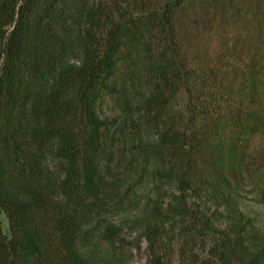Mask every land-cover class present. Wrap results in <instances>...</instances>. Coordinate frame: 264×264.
<instances>
[{
	"label": "trees",
	"instance_id": "1",
	"mask_svg": "<svg viewBox=\"0 0 264 264\" xmlns=\"http://www.w3.org/2000/svg\"><path fill=\"white\" fill-rule=\"evenodd\" d=\"M263 6L0 0V264H127L109 210L131 169L174 187L149 239L231 204L264 136Z\"/></svg>",
	"mask_w": 264,
	"mask_h": 264
},
{
	"label": "rangeland",
	"instance_id": "2",
	"mask_svg": "<svg viewBox=\"0 0 264 264\" xmlns=\"http://www.w3.org/2000/svg\"><path fill=\"white\" fill-rule=\"evenodd\" d=\"M196 31L191 42L204 51L207 37ZM104 110L109 116L115 113L113 107ZM251 152L246 172L231 187V204L196 199L208 226L201 220L197 226L184 221L160 225L162 233L155 240L149 239L147 228L157 222L142 209L154 200L167 203L174 187L149 173L141 176L143 169H131L121 180L118 204L109 210L110 219L125 229L127 264H264V136L256 139ZM0 219L8 232L6 214L0 212Z\"/></svg>",
	"mask_w": 264,
	"mask_h": 264
}]
</instances>
